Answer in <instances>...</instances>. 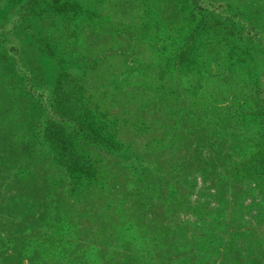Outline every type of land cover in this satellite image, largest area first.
Instances as JSON below:
<instances>
[{
    "label": "rangeland",
    "instance_id": "rangeland-1",
    "mask_svg": "<svg viewBox=\"0 0 264 264\" xmlns=\"http://www.w3.org/2000/svg\"><path fill=\"white\" fill-rule=\"evenodd\" d=\"M0 264H264V0H0Z\"/></svg>",
    "mask_w": 264,
    "mask_h": 264
},
{
    "label": "trees",
    "instance_id": "trees-1",
    "mask_svg": "<svg viewBox=\"0 0 264 264\" xmlns=\"http://www.w3.org/2000/svg\"><path fill=\"white\" fill-rule=\"evenodd\" d=\"M59 86H61L60 82H59ZM105 126H107V124L102 123L101 125L99 124L97 127H99V129L101 130V129H104ZM69 145L70 143L64 139L58 142L57 147H58L59 154H60L59 155L60 160L63 162V165L67 168V170L69 171L71 170V172L75 173V171L79 169V172L82 171V174H78V175H86L83 170L84 166L82 165L80 158H77L73 155L72 150Z\"/></svg>",
    "mask_w": 264,
    "mask_h": 264
}]
</instances>
